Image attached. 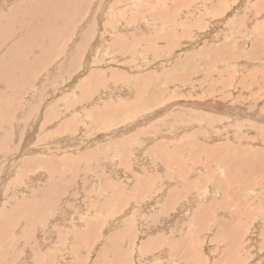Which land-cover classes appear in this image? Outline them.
I'll return each instance as SVG.
<instances>
[{
	"label": "rangeland",
	"instance_id": "374dc122",
	"mask_svg": "<svg viewBox=\"0 0 264 264\" xmlns=\"http://www.w3.org/2000/svg\"><path fill=\"white\" fill-rule=\"evenodd\" d=\"M0 264H264V0H0Z\"/></svg>",
	"mask_w": 264,
	"mask_h": 264
},
{
	"label": "bare ground",
	"instance_id": "6f19581e",
	"mask_svg": "<svg viewBox=\"0 0 264 264\" xmlns=\"http://www.w3.org/2000/svg\"><path fill=\"white\" fill-rule=\"evenodd\" d=\"M135 6H136V5H135ZM169 6H170V5H169ZM169 6H168V7H169ZM144 8H145V7H144ZM146 8H147V7H146ZM132 11H133V10H132ZM261 13H262V12H261ZM253 14H254V13H253ZM257 16H258V15H257ZM259 16L261 17V15H259ZM249 17H250V16H249ZM247 18H248V17H247ZM247 18H246V19H247ZM258 21H259V20H258ZM248 22H249V21H248ZM242 28H243V27H242ZM249 34H250V33H249ZM222 123H223V122H222ZM220 135H221V134H220ZM219 139H220V138H219ZM198 169H199V168H198ZM93 178H94V177H93ZM140 192H141V191H140ZM44 196H45V195H44ZM175 217H176V216H175Z\"/></svg>",
	"mask_w": 264,
	"mask_h": 264
}]
</instances>
